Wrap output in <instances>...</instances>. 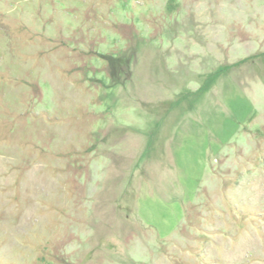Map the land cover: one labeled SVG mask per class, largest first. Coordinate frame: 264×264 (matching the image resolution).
I'll use <instances>...</instances> for the list:
<instances>
[{
  "label": "rangeland",
  "instance_id": "rangeland-1",
  "mask_svg": "<svg viewBox=\"0 0 264 264\" xmlns=\"http://www.w3.org/2000/svg\"><path fill=\"white\" fill-rule=\"evenodd\" d=\"M0 264H264V0H0Z\"/></svg>",
  "mask_w": 264,
  "mask_h": 264
}]
</instances>
